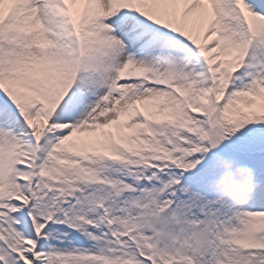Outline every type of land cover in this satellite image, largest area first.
I'll return each instance as SVG.
<instances>
[{"label":"snow or ice","instance_id":"6c2138e0","mask_svg":"<svg viewBox=\"0 0 264 264\" xmlns=\"http://www.w3.org/2000/svg\"><path fill=\"white\" fill-rule=\"evenodd\" d=\"M0 264H264V0H0Z\"/></svg>","mask_w":264,"mask_h":264},{"label":"clouds","instance_id":"9594fccd","mask_svg":"<svg viewBox=\"0 0 264 264\" xmlns=\"http://www.w3.org/2000/svg\"><path fill=\"white\" fill-rule=\"evenodd\" d=\"M251 182L246 176H237L228 182H221L216 199L225 205L242 206L247 203Z\"/></svg>","mask_w":264,"mask_h":264}]
</instances>
